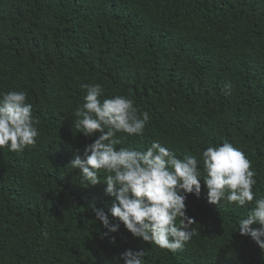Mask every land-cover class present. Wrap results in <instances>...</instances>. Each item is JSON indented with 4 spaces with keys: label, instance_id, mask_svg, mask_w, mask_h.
I'll return each mask as SVG.
<instances>
[{
    "label": "trees",
    "instance_id": "16d2710c",
    "mask_svg": "<svg viewBox=\"0 0 264 264\" xmlns=\"http://www.w3.org/2000/svg\"><path fill=\"white\" fill-rule=\"evenodd\" d=\"M84 84L149 113L144 135L117 133V148L157 141L199 159L227 141L257 173L254 200L264 197V0H0V92L27 94L39 133L22 151L0 149V264H116L129 248L145 264H264L238 229L254 202L209 204L203 181L186 200L196 234L181 250L122 224L114 243L102 238L92 205L109 213L113 198L68 166L99 135L75 127Z\"/></svg>",
    "mask_w": 264,
    "mask_h": 264
},
{
    "label": "clouds",
    "instance_id": "9594fccd",
    "mask_svg": "<svg viewBox=\"0 0 264 264\" xmlns=\"http://www.w3.org/2000/svg\"><path fill=\"white\" fill-rule=\"evenodd\" d=\"M83 102L74 115L75 127L85 137L95 136L84 148V155L75 154L68 163L78 170L84 187L105 184L104 193L112 197L109 213L118 223H112L109 213L92 205L95 220L105 231L102 238L115 236L121 224L135 238L154 243L175 253L192 239L194 218L187 215L189 194L199 198L201 181L207 190V201L217 207L236 204L254 205L238 225L241 236H249L264 253V197L255 198L253 186L257 175L245 154L231 143L210 146L198 155L182 158L169 148L153 141L144 151L119 147L121 138L143 136L148 112H140L134 101L115 95L101 100L104 89L100 84H84ZM25 92H0V149L19 152L34 145L38 123L32 115ZM202 165V168L199 167ZM105 173L103 182L100 172ZM259 225V227H254ZM116 264H145L144 252L131 248L120 253Z\"/></svg>",
    "mask_w": 264,
    "mask_h": 264
}]
</instances>
